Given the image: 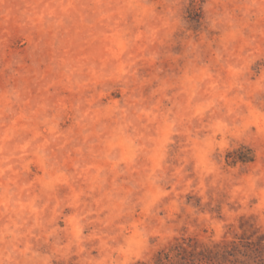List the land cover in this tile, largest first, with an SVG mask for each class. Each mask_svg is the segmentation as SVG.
<instances>
[{"label": "rangeland", "instance_id": "1", "mask_svg": "<svg viewBox=\"0 0 264 264\" xmlns=\"http://www.w3.org/2000/svg\"><path fill=\"white\" fill-rule=\"evenodd\" d=\"M263 234L264 0H0V264Z\"/></svg>", "mask_w": 264, "mask_h": 264}, {"label": "trees", "instance_id": "2", "mask_svg": "<svg viewBox=\"0 0 264 264\" xmlns=\"http://www.w3.org/2000/svg\"><path fill=\"white\" fill-rule=\"evenodd\" d=\"M136 264H264V234L211 245L182 236Z\"/></svg>", "mask_w": 264, "mask_h": 264}]
</instances>
